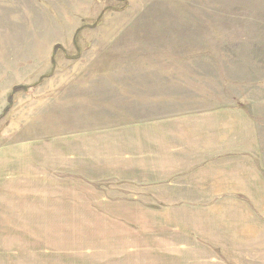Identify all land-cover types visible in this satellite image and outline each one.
I'll return each instance as SVG.
<instances>
[{"label": "rangeland", "instance_id": "obj_1", "mask_svg": "<svg viewBox=\"0 0 264 264\" xmlns=\"http://www.w3.org/2000/svg\"><path fill=\"white\" fill-rule=\"evenodd\" d=\"M220 108L254 119L264 166V0H0V147L18 152L1 164L51 211L65 202L64 236L46 239L65 264H187L186 242L222 264V213L245 205L167 203L181 165L164 153L172 140L202 161L205 116ZM35 141L63 156L43 165ZM182 227L199 235L185 242Z\"/></svg>", "mask_w": 264, "mask_h": 264}, {"label": "crops", "instance_id": "obj_2", "mask_svg": "<svg viewBox=\"0 0 264 264\" xmlns=\"http://www.w3.org/2000/svg\"><path fill=\"white\" fill-rule=\"evenodd\" d=\"M230 116L243 118L244 121L236 125L229 124ZM185 119L188 117H177L163 123L171 127ZM205 119L209 127L213 128L207 132L209 146L204 156H201L202 161H191L192 154H181L172 140L164 143V153L168 160L172 165H181L173 177L176 198L173 203H167L222 204L237 206L240 210V206L245 205L243 212L228 210L222 213L223 220L227 218L229 221L231 246L222 249L221 263L264 264V166L261 165L260 139L254 119L240 109L230 108L209 112ZM234 128H237L235 133L232 131ZM37 142L26 145H38ZM181 146L187 150L182 142ZM14 147H0V264H65V245L47 243L46 240L50 236H64L65 202L58 203L57 199L56 211H51L44 198L47 196L40 194L42 198L38 202L37 188L26 186L27 174L11 170L9 160L5 161V168L2 167V159L14 158L18 153ZM42 147V150L39 145L32 149L37 152L43 165L47 161V152H53L57 157L63 156L62 149ZM169 150L170 155H167ZM152 152L153 149H149L143 156ZM20 153L19 158L23 159L26 168L32 161L27 152ZM130 155L134 156V153ZM52 165L59 169L63 161L58 158L52 161ZM194 189L205 190L206 193H193ZM249 205L253 206V211L247 207ZM210 217L206 219L214 223V215ZM180 231L185 242L199 235L193 228L182 227ZM177 249L178 259L187 264H216L206 256L196 258L193 253L195 246L187 242ZM119 254L122 259L127 258L123 253Z\"/></svg>", "mask_w": 264, "mask_h": 264}]
</instances>
